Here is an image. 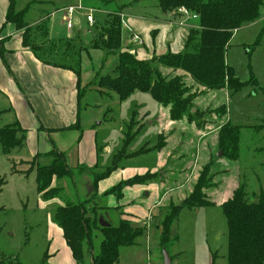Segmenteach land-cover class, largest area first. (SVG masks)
I'll return each instance as SVG.
<instances>
[{
  "label": "rangeland",
  "instance_id": "rangeland-1",
  "mask_svg": "<svg viewBox=\"0 0 264 264\" xmlns=\"http://www.w3.org/2000/svg\"><path fill=\"white\" fill-rule=\"evenodd\" d=\"M13 1L15 13H26L24 23L29 27L26 44L42 48L49 61L70 67L79 76L82 69L84 85L80 86L85 89L81 98V121L85 132L81 145L73 139L70 142L67 138L54 140L57 146L64 145L60 147L64 149L72 175L53 179L51 188L59 193L50 201L43 200L36 192L35 168L49 165L52 159L28 158L29 150L42 154L46 151L43 147H49L43 134L37 132V138H34L26 132L6 133L2 136L3 141L12 135L15 142L20 141L11 149L10 155L3 153L0 139V255L6 259L5 264H42L43 261L48 264L52 247L56 245L54 231L59 228L52 221L58 207L88 200L86 208L96 210L88 216L96 215L101 226L106 223L107 227H115L121 221L123 209L108 210L109 200H131L129 206L139 205L137 200H153L145 196L143 187H148L145 192L156 195L155 200L159 201L144 220L122 219L143 231V235L133 246L120 249L118 264H163V247L173 264H227V226L218 203L229 199L240 184L245 187L251 202L264 194V0H258L262 4L260 18L235 31L226 48L225 64L234 72L235 84L228 82L219 90H208L180 70L151 63L162 77H182L187 93L195 96L192 101L194 112L191 110V113L197 115L191 118L184 115L177 121L170 118V106L158 104L148 93L134 92L123 102H119L112 92L99 93L95 80L101 76H114L117 64L116 56L102 62L103 58L99 56L103 55L102 37L109 16L117 17L121 47L125 48L127 43L130 44L131 36L136 35L142 44H132L125 50L140 60L149 61L168 53H183L190 31L200 30L193 24L197 15L187 10L196 18L180 26L178 16L163 14L156 0ZM78 5L92 11L94 24H87L85 15L79 13L80 23L69 31L65 28L62 9ZM24 30L26 28L19 33L22 35ZM61 50L67 52L64 59L55 56ZM97 72L98 78L95 77ZM237 82L242 84L238 91L234 89ZM8 109L3 84H0V130H17L20 127L7 115ZM91 131L96 140L99 163L91 167L85 163L88 166L74 168L77 161L82 164L91 157L84 151L86 137ZM237 131L238 158L234 159L231 156L234 151L221 148L220 140L228 142ZM125 139L130 142L126 152L121 153ZM52 147L58 150L54 145ZM135 152L142 154L129 157ZM118 154V159L114 160ZM157 160L160 161L158 169L155 168ZM208 165L212 186L205 194L215 206L183 209L170 229L166 243L161 245L162 223L169 215V206L178 205L190 196L201 171ZM111 169H114L111 173L115 171L111 178L118 177L119 181L124 177L132 179L134 175L155 174L156 177L144 185H135L138 191L129 189L133 186L122 181L118 183L121 188L110 192L113 186L98 195L97 185L102 180L96 183L95 179ZM135 193H138L137 197ZM222 197L225 199L221 200ZM121 205L127 212V204ZM92 235V247L89 252L85 251L83 264H93L92 256L99 251L102 237L98 232ZM56 251L55 248L53 253ZM58 257L61 262H66L61 253Z\"/></svg>",
  "mask_w": 264,
  "mask_h": 264
},
{
  "label": "trees",
  "instance_id": "trees-1",
  "mask_svg": "<svg viewBox=\"0 0 264 264\" xmlns=\"http://www.w3.org/2000/svg\"><path fill=\"white\" fill-rule=\"evenodd\" d=\"M156 2L158 9L163 14H169L175 9L184 7L191 14L197 15L198 19L193 24H196L200 30L190 31L184 44V52L168 53L149 61L140 60L136 58L134 53L125 49L121 50L120 21L115 16H109L102 37V62H105L110 56H117V64L114 68V76H101L95 80V83L101 91L100 94L103 91L112 92L116 94L119 102L125 101L130 95L138 91L150 94L155 102L164 107L170 106V118L172 120L177 121L184 115H188L190 118L195 117L197 114L191 113L194 108L192 101L195 96L187 93L182 77H162L160 72L152 67L151 63L180 70L194 83L208 90H219L228 82L235 84L234 81H237L235 74L225 64L226 48L235 31L255 23L260 18L262 4L258 0H156ZM14 7V1L8 0L5 25H10L15 31L26 28L21 35L22 45L29 47L30 44H26L29 27L25 26L24 23L26 13L24 11L15 13ZM3 53L4 50L0 44L1 60H3ZM46 63L72 69L62 64H56L52 60ZM3 66L7 70L4 62ZM98 72L95 75L97 78L100 77ZM75 73L77 77V99H81L85 88L81 89L79 74ZM237 85L234 89L238 91L242 84L237 82ZM72 129L80 130L77 124L67 126L64 130ZM232 129L235 130V128ZM11 132L13 135L17 132L25 134V131L20 130V128L17 130L11 128L8 131L0 130L2 150L5 155H10L11 149L20 144L18 140L15 142L16 138L13 135L11 138H4L3 141L2 136ZM234 133L226 143L221 138L220 147L233 150L231 156L237 159L238 131ZM129 142L130 140L125 139L121 153L126 152ZM141 154L135 152L129 154V157ZM118 156L119 154L114 157V160H117ZM39 158L52 159L49 165H37L35 168L36 192L41 195L43 200L50 201L59 193L58 190L51 188L53 179L69 178L72 172L67 166L64 153L59 152L54 147L47 153L36 154L33 160ZM113 170L100 173L95 182L104 180ZM155 177V174L153 176L149 174L134 176L124 183L127 186L144 185ZM211 186L210 166L208 165L201 171L190 196L178 205L171 204L169 206V215L162 223L161 245L166 243V239L170 236V229L183 209L215 206L205 194V191ZM118 187L121 188L122 185L114 186L110 192ZM87 204L88 200L75 205L67 204L64 207H58L52 215L53 223L61 229L62 237L76 264H83L85 251L91 250L93 232H98L102 240L97 255L92 256V263L118 264L120 249L133 246L136 240L143 235V231L132 227L124 220H121L115 227L101 226L96 215L94 217L88 216L91 211L93 215L96 210L87 209ZM220 208L227 226L226 263L264 264V194H260L251 202L247 197L245 187L240 184L233 190L230 198L220 205ZM161 249L167 252L165 247ZM5 260L0 255V264H5ZM44 263L45 261L42 264Z\"/></svg>",
  "mask_w": 264,
  "mask_h": 264
},
{
  "label": "crops",
  "instance_id": "crops-1",
  "mask_svg": "<svg viewBox=\"0 0 264 264\" xmlns=\"http://www.w3.org/2000/svg\"><path fill=\"white\" fill-rule=\"evenodd\" d=\"M51 2L52 1H50V3ZM7 8L8 0H0V44H2L4 50L3 60L0 59V84H3V92L9 103L7 115L11 116L12 120L15 121L14 123L24 130L26 135H34V138H37V132L43 134L42 138L45 143H48L49 147H43V150L46 151L42 154L49 152L53 145L59 151L63 152L64 149H61L60 146L64 147V145L60 143L61 145L57 146L58 143L54 140L62 141V139L67 138L68 142H70V139H73L76 140V143L79 142L81 145L85 132L81 121V107L83 106V101L82 99H77V77L75 71L73 69H65L54 66L51 63H46L49 59L46 58L47 56L43 55V49H39L38 46H23L21 33L15 31L10 25H5ZM126 47L131 48L132 44L127 43ZM55 56L64 59L67 56V52L61 50V52L59 54L57 53ZM99 56L101 58L102 54ZM3 62L6 64L7 70L3 66ZM80 74L82 75V69ZM81 75L79 79L81 86H83L84 82L81 81ZM74 124H77L80 130H64L67 126ZM88 135L89 136L86 137V143L84 144V151L86 155H91V157H89V161L82 162V164L77 161V165L75 164L74 168H79V165L85 167L87 164L89 165H87L88 167H91L99 163V161L96 160L98 149L95 145L96 140L93 138V132H89ZM74 142L75 141H73V143ZM81 150L83 151V148ZM29 152L30 155L28 158H33L36 154H41L39 151L33 152L29 150ZM66 162H68L67 157ZM110 162L111 161L108 160V163ZM159 163L160 161L157 160L155 168L158 167ZM114 172L97 185L98 195L105 193L118 183L131 178L124 177L125 179L119 181L118 177L111 178ZM55 182L54 180L53 183L55 184ZM129 189L133 191L139 190V188H135V186ZM145 189L149 188L143 187L142 191H144L145 196L153 200H137L139 205L132 204L131 206L128 204L131 200H109V205H107L108 210L118 207L123 209V214L120 216L121 220L136 219L137 222L144 220L147 213L150 212V209L159 201L155 200L157 198L156 195L151 193L148 195ZM167 195L168 194H166V196ZM134 196L137 197L138 193H135ZM224 199L225 197L221 198V200ZM222 202H219L218 205L220 206ZM122 203L127 204V212L126 208L124 210L123 205H121ZM100 207L101 206H99V208ZM101 224L102 226H107L106 223ZM54 236L56 238V245L52 247L53 249L50 253L48 264H76L71 256L70 250L65 244L62 232L59 228L54 231ZM55 248L57 251L53 253ZM60 253L66 258V262H61L59 260L58 256ZM177 254L176 258L178 256Z\"/></svg>",
  "mask_w": 264,
  "mask_h": 264
},
{
  "label": "built area",
  "instance_id": "built-area-1",
  "mask_svg": "<svg viewBox=\"0 0 264 264\" xmlns=\"http://www.w3.org/2000/svg\"><path fill=\"white\" fill-rule=\"evenodd\" d=\"M63 10L64 13V20H65V28L71 31L76 25L80 23V19L78 18L77 14L81 13L85 15V22L89 25L94 24V17L91 10H86L82 5L78 6H68ZM172 16H178V25L185 26L189 23L190 20H195V16L189 14L187 9L185 8H178L175 12L169 13ZM77 21V22H76ZM130 44L141 45V40L136 36L132 35L130 39Z\"/></svg>",
  "mask_w": 264,
  "mask_h": 264
},
{
  "label": "water",
  "instance_id": "water-1",
  "mask_svg": "<svg viewBox=\"0 0 264 264\" xmlns=\"http://www.w3.org/2000/svg\"><path fill=\"white\" fill-rule=\"evenodd\" d=\"M192 112H194V110H192ZM162 256H163V264H172L168 254L165 250L162 251Z\"/></svg>",
  "mask_w": 264,
  "mask_h": 264
}]
</instances>
